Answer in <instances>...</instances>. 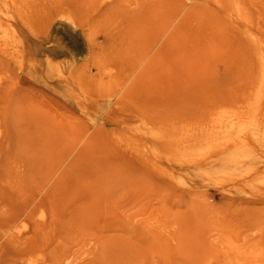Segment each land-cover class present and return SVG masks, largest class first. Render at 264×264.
Segmentation results:
<instances>
[{
    "label": "rangeland",
    "instance_id": "rangeland-1",
    "mask_svg": "<svg viewBox=\"0 0 264 264\" xmlns=\"http://www.w3.org/2000/svg\"><path fill=\"white\" fill-rule=\"evenodd\" d=\"M178 36L176 146L180 111L139 93ZM25 109L59 121L53 153ZM30 209L51 264H264V0H0V214Z\"/></svg>",
    "mask_w": 264,
    "mask_h": 264
},
{
    "label": "bare ground",
    "instance_id": "bare-ground-1",
    "mask_svg": "<svg viewBox=\"0 0 264 264\" xmlns=\"http://www.w3.org/2000/svg\"><path fill=\"white\" fill-rule=\"evenodd\" d=\"M52 52V51H51ZM157 56H161L162 58L159 64V76L160 80L157 88H153L147 93L143 91L139 93L140 98L146 97H157L158 100H164V102H168V104L175 106V109L180 111V114L177 115L176 118L164 121L163 126L166 129L171 130L174 138L172 137V142L176 143V146L181 144V36L169 38L164 41L157 52ZM11 98V96H10ZM54 101L52 100L51 103ZM10 118L12 117V106H10ZM24 110V114L26 115L24 118V129L23 131L27 133L29 136L35 130V126H40L41 128L47 129V133L45 135L46 140L43 141V144L49 149L51 153L56 150V141L52 139V133H48L53 130L56 126L59 125V121L57 122L54 115L47 114L44 116H39L32 111ZM122 122V120H120ZM120 121H115L110 117H106L99 127L102 134L107 132V128L113 129L115 124L119 125ZM120 122V123H121ZM31 123V124H30ZM31 126H30V125ZM57 124V125H56ZM36 130L34 131V133ZM7 151L11 152L10 146L12 145V136L8 134L7 136ZM49 140H47V138ZM6 152V150H5ZM9 157V156H8ZM117 157L123 158L124 155L120 154ZM49 199V195L42 196L38 202L42 205L45 200ZM36 212L33 209L26 210L23 212H12L6 214H0V259L3 255V250L7 252L9 255H12L13 252H21L22 246H26L25 251L27 252H42L43 253V261L40 264H51L54 259L53 254V236H54V221L50 219H46L45 221H39L36 218ZM19 221H26L31 224V228L26 235V237L17 236L16 240L15 236L12 240V245L6 240L3 241L5 235L10 233L12 229L15 227L16 223ZM10 240V239H9ZM8 243L10 244L8 246ZM9 264H17L14 259L13 262H9Z\"/></svg>",
    "mask_w": 264,
    "mask_h": 264
}]
</instances>
